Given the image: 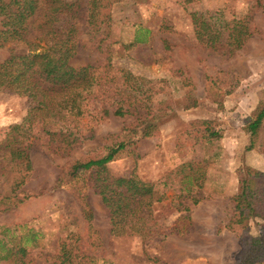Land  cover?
<instances>
[{"label": "rangeland", "instance_id": "374dc122", "mask_svg": "<svg viewBox=\"0 0 264 264\" xmlns=\"http://www.w3.org/2000/svg\"><path fill=\"white\" fill-rule=\"evenodd\" d=\"M96 3L92 10H97V17L92 24L97 29L86 23L87 0H75L73 16L63 13L58 17V29L73 28L75 51L68 63L80 67L109 59L113 65L127 68L139 77L149 91L147 105L151 110L164 108V115L154 120V134L146 138L136 135L133 144L120 151L105 168L111 174L133 170L143 180L172 183L166 198L153 207V217L161 233L166 234L178 215V179L173 178V169L183 162L201 166L204 178L198 195L202 198L190 206L195 225L183 234H167L152 242L134 236L113 237L108 231L107 209L93 188L94 173L83 172L68 183L59 179L70 161L100 157L106 146L121 139L122 127L132 118L109 114L100 122L80 126V131L88 132L71 147L57 148L58 141L47 142L46 138L29 147L31 170L18 188L26 198L0 211V238L15 235L16 242H25L27 264H59L55 256L69 233L75 234L79 252L91 256L95 264H235L239 249L235 232L226 228L216 233L214 230L218 223L223 225L228 220L231 197L239 191L243 178H250V187L255 190L264 188V122L252 149L245 148L248 134L243 130L264 95V0ZM192 12L245 21L250 35L231 52L224 47L211 48L195 37L189 17ZM20 47L5 43L0 48V61L11 48L20 51ZM35 105L29 97L0 90L3 196L9 194L10 179L4 132L10 124L19 123ZM140 110L143 112L144 108ZM206 125L217 130L219 136L209 138ZM78 194L84 195L91 212L89 228ZM5 203H15V196ZM14 226L17 229L13 233L2 231V227ZM248 229L250 234H261L264 221L254 219ZM0 264L9 262L0 260Z\"/></svg>", "mask_w": 264, "mask_h": 264}, {"label": "trees", "instance_id": "16d2710c", "mask_svg": "<svg viewBox=\"0 0 264 264\" xmlns=\"http://www.w3.org/2000/svg\"><path fill=\"white\" fill-rule=\"evenodd\" d=\"M190 1L177 0L179 3ZM74 4L75 0H0V48L5 43L21 46L20 51L11 48L8 56L0 61V90L8 89L36 103L19 123L10 124L4 132L5 162L10 179L9 194H0V211L26 198L18 188L31 170L28 149L37 140L46 138L49 142L55 139L59 142L57 148L66 149L88 132L80 131V126L100 122L109 114L119 118L130 116L131 122L122 127L119 141L106 146L100 157L70 161L62 169L59 179L68 183L78 179L83 172L94 173L93 188L107 209L108 231L113 237L134 236L143 242H152L167 234L180 235L191 224L190 206L202 198L198 195L204 178L201 166L183 162L173 169V178L178 179L175 205L178 215L166 234L161 233L153 217V207L166 198V190L172 183L168 180L146 181L133 170L127 174H111L105 165L133 144L136 135L143 138L153 135L154 120L164 115V108L151 110L147 105L149 91L144 89L139 77L127 68L113 65L109 59L80 67L68 63L75 51L73 28L58 29L56 22L63 13L73 16ZM87 5L86 23L91 29H97L92 24L97 17V10H92L97 7L96 0H87ZM189 17L195 37L214 49L224 47L231 52L250 35L245 21L226 20L217 14L206 16L203 12H192ZM190 105L194 106V103ZM263 122L264 95L243 126L248 134L246 149L255 147ZM205 130L209 138L219 136L217 130L207 125ZM251 184L250 178L241 180L239 191L231 197L233 205L228 220L223 225L218 223L215 229L217 232L222 228L235 232L239 243L235 264H264V232L250 234L248 229L250 221H264V188L255 190ZM11 194L15 196V203H5ZM18 194L22 196L19 198ZM77 200L89 228L91 212L84 195L78 194ZM16 229V226L2 227L3 232L13 233ZM16 240L15 235L0 238V260L27 264L25 242ZM76 242L75 234L69 233L65 237L55 256L58 263L95 264L91 256L79 252Z\"/></svg>", "mask_w": 264, "mask_h": 264}, {"label": "crops", "instance_id": "0c3cea01", "mask_svg": "<svg viewBox=\"0 0 264 264\" xmlns=\"http://www.w3.org/2000/svg\"><path fill=\"white\" fill-rule=\"evenodd\" d=\"M255 167H259V166H255ZM190 220H191V224L189 225V227H190L191 225H195V224H194V223H195V222H194V221H195V217H194L192 214H190ZM217 225H218V224H217ZM217 225H216V226H217ZM189 227L186 229V231L189 229ZM186 231H185V232H186ZM185 232H184V233H185ZM216 232H217V231L214 230V233H216ZM219 232H220V231H219ZM182 234H183V233H182Z\"/></svg>", "mask_w": 264, "mask_h": 264}]
</instances>
